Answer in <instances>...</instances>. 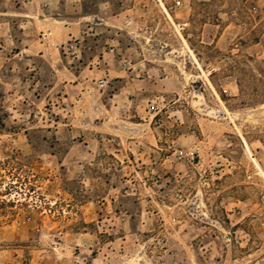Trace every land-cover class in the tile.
<instances>
[{"label":"rangeland","instance_id":"obj_1","mask_svg":"<svg viewBox=\"0 0 264 264\" xmlns=\"http://www.w3.org/2000/svg\"><path fill=\"white\" fill-rule=\"evenodd\" d=\"M0 264H264V0H0Z\"/></svg>","mask_w":264,"mask_h":264},{"label":"built area","instance_id":"obj_2","mask_svg":"<svg viewBox=\"0 0 264 264\" xmlns=\"http://www.w3.org/2000/svg\"><path fill=\"white\" fill-rule=\"evenodd\" d=\"M108 83H109V80L108 79H99L98 81H97V87L99 88V89H105L106 87H107V85H108ZM154 106L152 105L151 106V108H153Z\"/></svg>","mask_w":264,"mask_h":264}]
</instances>
